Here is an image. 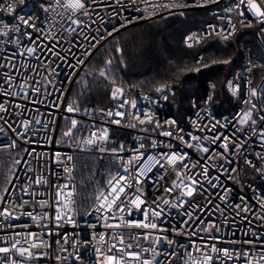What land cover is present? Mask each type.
Listing matches in <instances>:
<instances>
[{"label": "built area", "instance_id": "built-area-1", "mask_svg": "<svg viewBox=\"0 0 264 264\" xmlns=\"http://www.w3.org/2000/svg\"><path fill=\"white\" fill-rule=\"evenodd\" d=\"M7 2L8 0H2L0 3ZM13 2L17 5L15 15L31 19L36 29L19 25L20 32H15L13 29L18 21L6 11L0 12V32L9 33L7 36L0 35V103L7 108L6 112H0V117H3L0 119V155L6 153L13 163L15 160L21 162L15 165L11 183L6 187L8 193L1 195L10 202L8 207H13L23 200H32V197L23 194V186L32 179L42 178L46 183L32 184L29 190L35 192V201H45L47 206L40 207L36 203H30L24 208L16 209L15 214L20 216V219H0V224L20 225L14 229L0 227V241L14 237L17 232H33L40 236L44 244L51 245L39 249L47 253L44 258L30 260L27 264H98L104 255L108 254V248L112 244L126 247L129 243L133 247L128 251L141 252L142 256L148 258L154 254L151 251L144 252L143 249L156 247L159 264H201V254L195 251L193 245L203 247L205 244H215L217 248L233 250L232 260L220 254L213 264H246L242 256L244 251H249L254 260H259L261 252H264V220L259 219L264 216V207L261 206L264 203V159L260 158L264 156V139L253 135V127L259 132L264 125V121L259 120V117L264 115V78L255 86L253 73L254 66H261V63L252 60L247 68L237 72L227 81L226 91L233 106L225 115L218 116L216 113L211 96L213 84L210 83L207 84L200 100L191 99L190 111L183 121L176 119L170 112L168 89L149 94L137 86L126 84L120 72L116 73L118 81L116 75L110 76L107 69L91 72L90 64L95 55L107 49L111 39L121 32L172 14L192 11L207 14L202 26L188 34L187 38L192 36L193 40L187 41L186 38L184 45L187 49L199 48L212 38L225 46L235 39L240 29L253 28L256 42L264 53V23L246 7L237 8L238 0H212L203 7H173L170 10H153L149 5L171 3L172 0H147V3L144 0H136L135 6L129 4L128 0H123L125 7L119 9L118 18L113 14L114 10L118 9L114 0H87L86 6L90 16L72 15L69 10L57 6L55 0H25L22 5L20 0ZM176 2L192 4V0ZM46 7L48 10L44 11ZM134 7L139 8V11H135ZM240 11H243V16L238 15ZM137 17L143 18L136 19ZM126 18L132 20V23L120 28L113 36L107 35L114 25L124 23ZM73 19H79L83 23L73 24ZM25 33H31V39ZM100 36L105 38L99 39ZM224 36H228V39L225 40ZM92 37H97V40H92ZM196 38H199V42ZM188 43L192 46L189 47ZM28 48L34 49V52L29 54ZM78 60L83 63L78 64ZM203 62V56L199 55L197 64ZM69 65L75 67L71 68ZM111 66L112 64L108 65L109 68ZM102 71L104 76L100 75ZM88 74L92 75L93 79L99 78L111 85L112 93L116 87H121L123 95L117 99H113L111 95L112 104L107 108L81 109L73 91L79 79ZM9 76L12 77L11 83L8 81ZM229 81L232 82L231 87ZM21 85H24L23 90ZM35 88H39L40 92L32 91ZM253 88L256 89L257 96L250 97ZM6 90L13 94L5 95ZM25 93L28 99L23 98ZM165 96L167 99H164ZM125 100L128 103L120 108L119 105ZM54 103L59 107H54ZM251 103L257 105L253 116L257 119V124L241 126L238 121L250 108ZM69 105L78 111L68 112ZM109 110L113 113L123 112L124 116L110 117L107 115ZM147 116L152 117V122L140 124L139 120H146ZM37 119L41 123H32L25 134L29 141L35 143H26L25 136H17V132L25 131L19 127V122ZM73 119L77 121L78 127L73 130L71 138L65 137L63 133L71 127ZM113 120H119L120 123H112ZM156 122L162 127L156 128ZM211 125L217 127L211 129ZM105 130L106 143H85L86 140L94 138L93 133L101 136ZM165 132H172V135H164ZM190 133L201 138L199 143L209 148V153L186 146L185 141L197 143L190 140ZM122 135H127V138ZM217 135H220L221 139L213 143L212 140ZM224 136L242 141L243 147L234 149L230 146V151L225 153L220 146ZM180 137H183V141ZM13 141L16 146L10 147ZM154 142L156 147H153ZM141 144L144 145L143 148L140 147ZM121 145L124 147L123 151H110L112 147L119 149ZM100 147L106 150L100 151ZM33 148L35 152L32 155L24 151H31ZM168 152L178 155L187 153L184 163L189 165L191 174L196 175L200 181L195 186L196 191L191 197H180L184 201L183 207L171 208L161 204L164 213L153 222L158 228L168 229L167 232L124 226L127 222L143 221V210L148 208L150 211L156 207L153 201L159 203L162 199H168L170 203H179L177 197L182 189L171 193L167 191L172 187L173 181L179 182L173 167L161 159V155ZM141 153L142 158L135 159ZM217 153H222L223 158L216 156ZM82 155L96 158L108 166V179L97 197H101V193L108 195L111 192L112 185L109 181L116 184L119 177H124L118 185L125 188L124 193L120 195V200L125 201V210L122 213H117L115 206H108L111 198L104 202L102 197L96 199L86 212L80 210L77 160ZM208 155H212L213 159L206 160ZM66 156H71V161L64 159ZM149 156L154 159L148 160ZM161 164H164V167H161ZM203 166L208 167V177L198 175ZM65 167L71 169L70 173L65 171ZM257 168L261 171H257ZM141 169L144 170L143 175L138 174ZM180 171L187 179V170ZM137 179L139 183L136 182ZM65 184L69 186L66 191L72 192L71 211L68 213L70 220L57 221L56 215H63L64 209L58 207L55 193L59 186ZM137 194H142L141 198L145 201L139 210L128 203ZM221 196H225V199L221 200ZM102 202L105 203L107 212L104 209L97 211ZM119 203L118 200L117 204ZM245 203L250 210L237 215L236 205L243 207ZM186 211L192 214L191 220L184 214ZM23 212H32L38 217L46 214L47 218L34 221L27 215H21ZM111 216L116 219L107 218ZM186 220L189 222L187 225L183 223ZM200 220L204 223L200 224ZM121 222L123 223L119 228L107 227L109 224ZM210 223L215 224L219 231H201ZM24 225L28 227L25 228ZM173 229L182 234H177ZM193 231L196 235H191ZM145 232H152V239L165 235L174 243L169 246L166 241H161L158 246L154 245L151 240L143 239ZM119 234L124 237L123 246L119 245ZM137 234H140L139 238ZM101 235L104 236L103 241L100 240ZM245 240L255 243L245 244ZM57 241L60 243H56ZM21 245L25 246L23 240ZM2 246L5 244L0 242V247ZM97 249H100V254ZM206 251L217 257L210 249ZM236 254L241 255L237 258ZM5 258L4 254H0V260ZM125 259L128 260L127 257ZM129 264L138 262L129 260ZM261 264H264V261Z\"/></svg>", "mask_w": 264, "mask_h": 264}, {"label": "trees", "instance_id": "trees-1", "mask_svg": "<svg viewBox=\"0 0 264 264\" xmlns=\"http://www.w3.org/2000/svg\"><path fill=\"white\" fill-rule=\"evenodd\" d=\"M206 18V12L192 11L133 26L112 38L108 48L95 55L90 71L107 69L110 76L116 75V81L119 80L116 73L120 72L126 84L149 94H156L157 87L168 85L170 112L180 121L189 113L191 99L200 100L211 83L213 105L217 115L223 116L233 106L226 91L227 81L247 68L252 60H258L261 66L255 65L253 73L254 84L258 86L264 78V53L256 42L253 28L240 29L235 39L225 46L212 38L199 48L187 49L184 44L188 34L199 29ZM117 47L123 52L117 53ZM199 55L204 59L201 64H197ZM109 59L112 60L110 68L105 63ZM224 60L230 62L223 63ZM112 89L104 80L93 79L88 74L79 79L73 96L81 109L107 108L112 104ZM8 157L0 155V195L15 169ZM77 168L78 203L80 210L86 212L108 179V166L82 155L78 157Z\"/></svg>", "mask_w": 264, "mask_h": 264}, {"label": "snow or ice", "instance_id": "snow-or-ice-1", "mask_svg": "<svg viewBox=\"0 0 264 264\" xmlns=\"http://www.w3.org/2000/svg\"><path fill=\"white\" fill-rule=\"evenodd\" d=\"M145 3H147V0H144ZM208 2H212V0H192V4H188L187 2L183 3V4H178L176 2V0H172L171 3H163V4H155V5H149V7L153 8V10L156 9H160L163 8L165 10H170L173 7H189V6H205L206 3ZM25 0H20V4H24ZM55 3L57 6L59 7H63L66 10H69L71 12L72 15H79V16H83V15H91L88 12V8H87V0H55ZM114 3L118 6L117 10H114V16H116L117 18L120 15V11L119 9H123L125 7L123 0H114ZM128 3L135 6L136 4V0H128ZM241 6L246 7L248 10L252 11L255 16L262 22L264 23V0H238V4H237V8H241ZM109 7H111V5H109ZM16 8L17 5L13 2V0H8L7 3H0V12H4L6 11V13L10 16H13V19L18 21L17 26L13 29L15 32H20V26L19 25H23L26 28H32V29H36V25L35 23L28 18H25L24 16H16ZM48 8H44V11H47ZM135 11H139V8H135ZM231 11V9H230ZM183 14V13H181ZM243 11H240L238 13V15L243 16ZM143 17H137L136 19H141ZM73 24H81L83 23V21H80L79 19H73L72 20ZM132 23V20L129 19H125L124 23L119 24V25H114L113 28L111 30H109L107 32L108 36H113V34L115 32H118L120 30V28L125 27L127 24ZM5 28H7V25H5ZM9 33L7 31L4 32H0V35H5L7 36ZM25 35H27L29 37V39H31V33H25ZM87 39V37H85ZM105 37L100 36L99 39H104ZM225 40L228 39V36H224L223 37ZM197 42H199V38H196ZM92 40H97V37H92ZM193 37L189 36L187 38V41H192ZM186 41V42H187ZM93 47L95 46L94 44L92 45ZM188 46L191 47L192 44L188 43ZM115 51L117 53H122L123 49H121L120 47H117L115 49ZM27 52L29 54H32L34 52V49L32 48H28ZM202 59V58H201ZM213 63H216L215 60L212 61ZM229 60H224L223 63H229ZM77 63H83L82 60H78ZM106 65H111L112 64V60L109 59L108 61L105 62ZM199 63V62H198ZM69 67L74 68V65H69ZM197 71L199 70L198 68L196 69ZM101 76H104L105 73L102 71L100 73ZM12 77L9 76L8 77V81L9 83H11ZM114 83V81H113ZM229 86H232V82L229 81L228 82ZM21 90H23L24 85H21ZM168 88V85H161L160 87L156 88L157 92H164L166 89ZM235 91V89H233ZM32 91L39 93L40 89L39 88H35L32 89ZM5 95H12L13 93L8 92L7 90L4 93ZM123 95V89L121 87H116L112 93V97L113 99H117L119 96ZM257 96V91L255 88L251 89L250 91V97H255ZM24 99H28V95L25 93V95L23 96ZM164 99H167V96L164 97ZM209 99H211V97H209ZM128 103V101H123L119 107L122 108L124 106V104ZM133 107H135V102L133 101ZM246 103H250V101H246ZM54 107H59L58 104L54 103L53 104ZM19 107V106H18ZM257 110V105L254 103H251L250 108L244 112L243 116L241 117V119L238 121V123L243 126V125H250V126H255L257 124V119L253 118L254 116V112ZM7 108L4 107V105L2 103H0V112H6ZM67 111L68 112H74V111H78L77 108L73 107L72 105H69L67 107ZM22 114V113H21ZM108 116H120L123 117L124 113L117 111L115 113H113L111 110H109L107 112ZM3 117H0V119H2ZM138 119V117H137ZM260 121H264V115H261L259 117ZM146 122L151 123L152 122V117L151 116H147L146 120H139L140 124H144ZM32 123H36V124H40L41 121L40 120H22L19 122V127L24 129V132H17V136H25V142L26 143H35L34 141H29L26 138V132L27 130L30 128V126L32 125ZM112 123H116L119 124L120 121L119 120H113ZM217 124H219V122H217ZM156 128H160L162 127V125L159 122H156ZM9 127H11V125H9ZM78 127V123L75 119H73L71 121V127H69L64 133L63 135L65 137H69L71 138L73 136V130L77 129ZM217 127V125H211V129H215ZM12 130L15 132L16 129L12 128ZM203 130V129H200ZM239 130V129H238ZM164 135L167 136H171L172 132H165L163 133ZM190 135V140L191 141H195L197 143H192V142H188L185 141L186 146L189 148H193L196 147L198 148L200 151H202L203 153H209V148L204 147L202 144L199 143V141L201 140V138L199 136L196 135H192L191 133ZM253 135H259V137L261 139H264V125L261 126V130L259 132L256 131V129L253 127ZM93 139H88L85 141L86 144H104L107 142V131L105 130V132L103 133V135L101 136H97L95 133H93ZM180 139L183 141V137H180ZM221 136L217 135L213 138L212 142L215 143L217 140H220ZM16 143L15 141H13L12 145H10V147H15ZM157 145L155 144V142L153 143V147H156ZM223 149L224 152L227 153L228 151H230V146L231 148L234 149H239L241 147H243V142L242 141H237V140H232L230 139L228 136H224L223 137V143L220 145ZM141 148L144 147L143 144L140 145ZM168 147H172L171 145H168ZM100 151H105L106 149L104 147H100L99 148ZM123 151L124 147L123 145L120 146L119 149H117L116 147H112L110 149V151L112 152H117V151ZM25 152H28V155H32L35 152V149L33 148L31 151H29L28 149H24ZM59 155V154H57ZM143 154L141 153L139 156L135 157V159L140 160L142 158ZM216 156H219L220 158H223V154L222 153H217ZM187 157V153H184L182 155H178L174 152H168V153H163L161 155V159L164 160L166 162L167 165H170L173 167L174 171L176 172V176H177V180L179 182L173 181V185L171 188H168L167 191L168 192H173L176 189H182L179 194L177 199L179 200V203H170V201L168 199H162L159 203H157L156 201H153V203L156 205L155 208L151 209L149 211L148 208H145L143 210L144 212V220L143 221H139V222H127L126 227L128 228H144V229H151V230H155L161 233L167 232L169 231L168 229L165 228H158V225L153 222V220L155 219H159L161 218V216L164 213V209L161 207V204L165 205V206H169L171 208H180L183 207L184 201L182 199H180V197L183 196H188L191 197L193 195V193L196 191V185L200 183V181L197 179L196 175H192L191 174V170L189 168V165L184 163L185 159ZM261 159H264V156L260 157ZM64 159L71 161L72 157L71 156H66L64 157ZM154 159L152 156L148 157V160H152ZM213 159L212 155H208L206 157V160H211ZM21 162L20 160H15L14 161V165H19ZM157 163H159V161H157ZM251 163V162H249ZM177 165H179V167L177 168ZM161 167H164V164L160 165ZM254 166V165H253ZM180 169H185L187 170V179L184 178L185 174L182 173L180 171ZM65 171L69 172L71 171L70 168L65 167ZM127 171V169H126ZM143 169L140 170V172L138 173L139 175H143ZM257 171H261L259 168H257ZM198 175L200 176H204V177H208V167L207 166H203L202 167V171L201 173H199ZM124 179L123 176L119 177V180L116 181V184H112V181H109V184L112 185L111 187V192L108 193V195H104L103 193H101V197L103 198L104 202L109 201L110 199V204L108 205L109 207L115 206L116 212L117 213H122L125 208V201L120 200V195L121 193H124L125 188L124 186H118L120 185V181H122ZM218 179V178H217ZM137 183H139V179H137L136 181ZM6 183H11L10 180L6 181ZM41 183H46V181H44L42 178H35L32 179L29 183L25 184L23 186V194L25 196H29L32 197V200H23L20 203L15 204L13 207H8L7 205L10 203L8 200L5 199L4 195H0V205H2V207H0V219H2L3 221H9V220H13V219H20V216H17L16 213V209L17 208H24L26 205H29L30 203H36L38 204L40 207H46L47 203L45 201H35V192L30 191L29 189H31L32 184H36L39 185ZM209 183H211V180L209 179ZM213 187H216V185H212ZM68 185H62L59 186L55 195H56V203L58 205V207H63L64 209V213L63 215L61 214H57L55 219L57 221L63 220V219H68L70 220V217L68 216V213L71 211L70 205L72 203L71 200V196H72V192L70 190L66 191L68 189ZM8 188H4L3 189V193H8ZM142 194H137L135 196H133L131 198V200L128 201V203L132 204L135 206V208L137 210L140 209V206L142 204L145 203V201L141 198ZM101 197H97V199H101ZM221 200L225 199V196H221L220 197ZM243 199V198H242ZM120 201L119 204H117V201ZM262 207H264V203H262L261 205ZM236 208L238 209L237 211V215H239L241 212H248L250 209L248 208L247 203L244 204V206L242 207L241 205L237 204ZM100 209H104L105 212H107V208H105V203H101L100 204V208L97 209V211H100ZM158 209V210H157ZM185 215H187L189 217V220L192 219V214L189 212H185ZM21 215H27L29 216L32 220H37V219H46L47 215H43V216H34L32 212H23L21 213ZM108 219H116L115 216H111V217H107ZM151 218V219H150ZM245 219H247V217H245ZM259 219L264 220V216H260ZM121 222L120 224H109L107 225V227H116L119 228L122 226ZM185 225H187L189 222L186 220L183 222ZM200 224H203L204 222L202 220L199 221ZM0 227L3 228H16V227H20V225H14V224H0ZM23 227L27 228L28 225H24ZM173 231H177V234H182L180 231L173 229ZM201 231L204 232H208L211 233L212 231H219V228L215 225V224H208L206 226H204ZM51 234V233H49ZM120 238H119V245L123 246L124 245V237L122 234H119ZM140 234H137V238H139ZM191 235H196V232L193 231L191 233ZM15 237H21V239H16ZM143 239L144 240H151L152 244L154 245H159L161 241H166L167 244L169 246H171L174 241L171 239H168L167 236L165 235H158L156 236L154 239H152V232H145L143 234ZM211 239H217L216 237H211ZM21 240H23L24 245H21ZM40 241L39 243H37L36 241ZM100 240L103 241L104 240V236L101 235L100 236ZM2 243L5 244V246L0 247V254H4V256L6 257L4 260H0V264H27L28 261L33 260V259H41L44 258L47 253H44L42 251H39V249H41L42 247H51V245H46L44 244L43 240L40 239V236L36 233L33 232H26V233H15L14 237L4 240V241H0ZM56 243H60V241H57ZM243 243L245 244H254L255 242L252 240H245L243 241ZM133 247V245L131 243H129L126 247H118L116 244H112L109 248H108V254L104 255V258L98 262V264H129V260H134L137 261L138 264H159V261L157 260V256L159 255V253L157 252L156 247H152V248H145L143 249L144 252H148L151 251L154 255L151 258L148 257H144L142 256L141 252H135V251H128V249H131ZM194 249L196 252H199L201 254V264H213L214 259H217L219 257L220 254H223V256L228 259V260H232L234 258V253L233 250H229L227 248H217L215 244L212 245H208L205 244L203 247H197L195 245H193ZM210 249L211 253H216L217 257H213L211 254H209L208 250ZM66 251V249H65ZM98 254H100V249H97ZM115 253V254H113ZM11 254V255H9ZM237 258H239V256L241 254H236ZM242 256L246 262V264H261L262 261H264V252H261L260 256H259V260H254V258L251 257V253L249 251H244L242 253ZM128 258V260H126L125 258ZM57 259H59V257H57Z\"/></svg>", "mask_w": 264, "mask_h": 264}, {"label": "rangeland", "instance_id": "rangeland-1", "mask_svg": "<svg viewBox=\"0 0 264 264\" xmlns=\"http://www.w3.org/2000/svg\"><path fill=\"white\" fill-rule=\"evenodd\" d=\"M2 155H7V154L5 153V154H2Z\"/></svg>", "mask_w": 264, "mask_h": 264}]
</instances>
